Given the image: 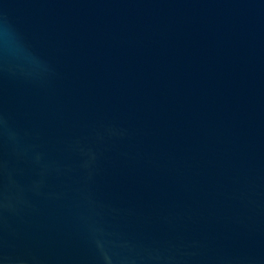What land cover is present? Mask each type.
Returning <instances> with one entry per match:
<instances>
[{
  "label": "water",
  "instance_id": "1",
  "mask_svg": "<svg viewBox=\"0 0 264 264\" xmlns=\"http://www.w3.org/2000/svg\"><path fill=\"white\" fill-rule=\"evenodd\" d=\"M0 264H264V0H0Z\"/></svg>",
  "mask_w": 264,
  "mask_h": 264
}]
</instances>
